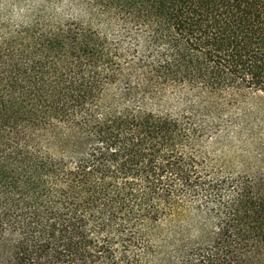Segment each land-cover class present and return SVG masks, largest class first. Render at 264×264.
Returning <instances> with one entry per match:
<instances>
[{
  "label": "trees",
  "instance_id": "16d2710c",
  "mask_svg": "<svg viewBox=\"0 0 264 264\" xmlns=\"http://www.w3.org/2000/svg\"><path fill=\"white\" fill-rule=\"evenodd\" d=\"M64 1L0 0V264H264V170L205 147L264 102V0Z\"/></svg>",
  "mask_w": 264,
  "mask_h": 264
},
{
  "label": "rangeland",
  "instance_id": "374dc122",
  "mask_svg": "<svg viewBox=\"0 0 264 264\" xmlns=\"http://www.w3.org/2000/svg\"><path fill=\"white\" fill-rule=\"evenodd\" d=\"M68 1L72 2V0H66L63 3ZM67 11L68 15L80 14L76 4ZM244 104V107L237 108L252 113L248 124L251 126V133L248 135L232 133V139H226L221 133L217 135L218 137L207 141L205 145L208 159L220 170L232 176L258 175L264 170V102L248 99ZM188 235L194 236L192 233Z\"/></svg>",
  "mask_w": 264,
  "mask_h": 264
}]
</instances>
